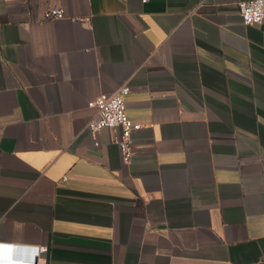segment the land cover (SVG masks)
Instances as JSON below:
<instances>
[{"label": "crops", "instance_id": "1", "mask_svg": "<svg viewBox=\"0 0 264 264\" xmlns=\"http://www.w3.org/2000/svg\"><path fill=\"white\" fill-rule=\"evenodd\" d=\"M240 1L0 0V264H264V24ZM122 84L151 124L126 161L87 131Z\"/></svg>", "mask_w": 264, "mask_h": 264}, {"label": "built area", "instance_id": "2", "mask_svg": "<svg viewBox=\"0 0 264 264\" xmlns=\"http://www.w3.org/2000/svg\"><path fill=\"white\" fill-rule=\"evenodd\" d=\"M239 10L244 25L264 24V0H241ZM64 17L63 8L51 7L44 11L42 19L57 20ZM129 91L130 86L122 84L114 92L100 94L88 102V106L95 110L87 122L88 133L92 138H95L102 127L113 129L116 132L114 143L118 146L124 161L130 156L131 134L143 128L151 127V124L135 123L126 115L123 96ZM45 251H47L45 246L31 248V257L28 264L35 263L40 254ZM10 264H13V260Z\"/></svg>", "mask_w": 264, "mask_h": 264}, {"label": "water", "instance_id": "3", "mask_svg": "<svg viewBox=\"0 0 264 264\" xmlns=\"http://www.w3.org/2000/svg\"><path fill=\"white\" fill-rule=\"evenodd\" d=\"M0 261H1V260H0ZM6 263H7V264H9V261H8V259L6 260Z\"/></svg>", "mask_w": 264, "mask_h": 264}, {"label": "clouds", "instance_id": "4", "mask_svg": "<svg viewBox=\"0 0 264 264\" xmlns=\"http://www.w3.org/2000/svg\"><path fill=\"white\" fill-rule=\"evenodd\" d=\"M33 264H35V263H33Z\"/></svg>", "mask_w": 264, "mask_h": 264}]
</instances>
